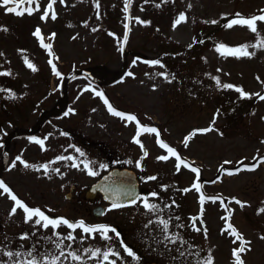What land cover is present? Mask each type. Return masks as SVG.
<instances>
[{"label": "rangeland", "instance_id": "1", "mask_svg": "<svg viewBox=\"0 0 264 264\" xmlns=\"http://www.w3.org/2000/svg\"><path fill=\"white\" fill-rule=\"evenodd\" d=\"M47 3L48 0H39L41 10L31 16L8 14L0 7V29H7L0 30V73H10L0 75V168L6 139L11 136L0 181L14 194L28 197L51 214L67 211L74 217L73 212L79 211L86 223L94 220L91 225L121 220L129 228L139 229L145 242H154L149 248V259L158 260L156 244L163 233L158 224L153 223L149 228L144 225L149 220L171 217L169 232L179 233L186 243L167 247L161 243L163 264H202L208 256L213 264H234L232 251L239 241L233 243L235 237L222 234L226 222L221 217L229 215L221 206L222 199L231 209L228 223L250 242L246 244L248 250L241 254L245 264H264V240L260 238L264 236V212H259L264 209V164L254 171L227 175V171L257 165L260 157H264V143H261L264 101L256 95H264V49L251 47L257 39L264 40V23H257L255 34L246 27H224L236 13L243 17L260 14L264 0H132L124 53L121 51L126 22L124 0H64L63 3L56 0L53 5L56 19L42 21L40 16ZM181 13L186 20L173 27ZM136 18L147 23H137ZM214 20L217 23H211ZM36 28L41 29L39 39L32 35ZM209 34L214 38L205 37ZM41 40L52 45L51 55L41 47ZM199 40L202 43L189 52L171 51L175 46H189ZM219 44L248 45V51L255 55L222 56L216 51ZM25 58L37 71L26 66ZM49 59L59 76L53 73ZM150 61L160 63H146ZM86 71L103 85L91 82ZM71 72L75 74L68 76ZM214 78L219 79L220 85ZM223 84L234 87L225 89ZM62 87L65 94L62 113L39 121L43 112L62 109L59 104ZM237 87L249 96L242 98L235 91ZM96 92L103 93L116 110L136 116L142 126L155 127L164 143L200 170L198 182L202 193L205 197L220 198L215 203L205 200L202 217L195 220L201 231H194L192 226L193 218L201 216L200 193L194 189L183 191L191 189L196 174L183 167L177 171L175 157L158 160L157 157L168 153L157 145L155 134H141L142 151L139 144L132 142L136 123L109 114ZM66 112L69 115L65 116ZM214 116L215 124H212ZM35 125L32 133L11 135L17 129L29 131ZM210 125L218 131L197 134L188 146L184 145L186 136ZM32 137L44 140V150L30 142ZM17 156L37 167L47 164L48 174L42 168L26 169L18 161L11 167ZM59 156L74 159L57 160ZM73 162L78 167H71ZM85 163L88 168L84 167ZM114 165L133 169L139 178L141 194L133 207L112 209L101 200L105 212L93 219L86 203L79 208L76 202L65 200L69 182L78 184L79 196ZM89 169L97 174L88 175ZM153 176L156 179H147ZM153 192L156 197L151 196ZM145 197L149 203L159 205L161 211H146ZM233 198L245 207L234 203ZM11 202L6 194L0 195V227L5 230V236L11 234L16 243L25 246L26 239L18 238V234L23 235L26 228L29 230V226L36 224L23 223L19 214L10 216ZM178 224L183 227H177ZM109 242L96 233L91 239L85 237L82 245L86 250L88 243L96 244L93 248L100 244L107 250Z\"/></svg>", "mask_w": 264, "mask_h": 264}, {"label": "snow or ice", "instance_id": "2", "mask_svg": "<svg viewBox=\"0 0 264 264\" xmlns=\"http://www.w3.org/2000/svg\"><path fill=\"white\" fill-rule=\"evenodd\" d=\"M64 0H60V3H63ZM56 3V0H48V3L46 5V7L43 8V14L40 16V19L42 21L47 20L48 18H51L52 20L56 19V13L53 10V5ZM24 4H27L28 7L24 8L22 7ZM35 4V7H32V5ZM9 5H15V6H9ZM131 5V0H124V12H128V9ZM159 6V5H157ZM0 7H4L6 13L8 14H15L16 16H23L25 13L29 16L33 15L34 12H39L41 10V5L39 4V0H0ZM96 8H99V4H96ZM125 19H127V17H125ZM137 23H141V24H145L147 22L145 21H141L139 20V18H136ZM186 20V17L183 13H181L179 15V18L174 22L173 27H175L176 25L180 24L181 22H184ZM261 22L264 23V9L260 10V14L258 15H253L251 17H243L240 13H236L235 17L231 20L228 21V23H226L224 25L225 28L231 29L234 26H241V27H246L247 30H249L251 33H258V27H257V23ZM211 23L215 24L217 23V21H211ZM124 28H125V35H124V40L125 42L127 41V35H128V29H129V25L127 23L124 24ZM3 31H7L6 28L0 29ZM95 31V29H93ZM33 36L37 37L38 39L41 37V29L40 28H36V30L32 33ZM53 36H55V34H52ZM202 43V41H201ZM41 47L49 50V55H51V48L52 45L50 43H44L43 40H41ZM248 45H241L238 47H227L224 44H219L216 46V51L218 53H220L222 56H234V57H251L253 55H255L254 52H249L248 51ZM251 47L253 48H262L264 49V40H260L257 39V42L255 44H252ZM123 50V48L121 47V51ZM0 55H2V53H0ZM48 63L50 65H52V71L55 75L59 76L60 73L57 72L55 65L53 64V61L51 59H49ZM149 64H159V61H150V62H146ZM25 64L26 66L31 69L33 72L37 71V68L35 67L34 64H32L31 62L28 61L27 58H25ZM161 67H163V65H161ZM0 75H10V73L5 72V73H0ZM129 75H131V73H129ZM161 75H163L161 73ZM167 78V77H165ZM216 79L217 85H220V81L217 78ZM223 88L225 89H231L234 86L231 84H223L221 85ZM87 90V89H86ZM235 91H237L238 93H240V96L242 98H247L249 96L248 93L244 92L241 88H235ZM96 96L100 97L103 101L104 104L107 107V111L109 112V114H111L114 117H118L121 120L127 121V122H135L136 123V134L133 137L132 142L135 144H139L141 146V149L143 151V145L140 142V136L143 133H149V134H155L156 136V143L157 145H159L160 148L165 149L166 152L168 153V155H161L159 157H157L158 160L161 161H167L170 157H175L176 159V170L179 171L181 169V167L183 168H188L190 169L191 172L196 174L197 179L193 182L191 189H184L183 191L188 192L192 189H194L197 193H200L199 196V203L201 205V216H198L196 218H193V230L194 231H201V228L196 227L195 225V220H199L202 217L204 208L203 205L205 203L206 199H210L213 203H215L217 201V199H220L219 197H205V195L202 193V185L198 182L199 181V173L200 170L196 167H192L191 165H189L186 161H184L177 153V151L170 147L168 144L164 143L161 139H160V134L159 131L155 128V127H147V126H142L139 121L137 120V117L131 114H125L123 112H120L118 110H116L109 102L107 99L104 98L103 93L101 92H96L95 93ZM258 96V98L262 101H264V95H261L259 93L256 94ZM72 110L70 109L69 112H71ZM69 112L65 113V116L69 115ZM215 119L216 117H213V121L212 124H215ZM264 119V118H262ZM211 131H218L216 129H214L211 125L207 128L204 129H196L194 130L191 134H189L188 136H186L184 138V145L188 146V142L189 140L192 139V137H194L197 134H206L208 132ZM61 135H65V133H61ZM220 135H223L222 133H220ZM30 142L37 144L40 146L41 150H44V140L43 139H37L35 137L30 138ZM261 143H264V141H261ZM77 152H79V154L81 156L84 155L83 152H81L79 149H76ZM144 155L147 156V152L144 151ZM57 160H69L72 161L74 158L72 156H59L56 158ZM253 159H256V157H253ZM19 162L21 165L24 166V168H33L36 171H40L41 168L43 169L45 175L48 174L49 171V166L47 164L45 165H41L39 167L35 166V165H30L27 162H25L21 156H17L15 158V160L12 162L11 167H15L16 166V162ZM226 164L231 163L230 161H225ZM238 163H242V162H238ZM259 164H264V157H260L258 164L257 165H253L251 167L245 165L243 169L241 168H237L235 169V171H227V175H235L238 172L242 171V170H247V171H254L255 168L259 165ZM136 166L139 168L140 167V162L137 161ZM71 167L75 168L78 167V165L73 162L71 164ZM85 168H88V164L85 163L84 165ZM100 167H106V165H100ZM223 170V169H221ZM54 171L59 172V169H55ZM88 175L90 176H95L97 173L91 169L88 170ZM147 179L149 180H154L156 179V177H148ZM6 194L7 198L10 199L13 202V207L11 208L9 215L13 216L17 213L18 210H22L24 213V219L25 222H29V221H33L34 218V223L36 225H41L43 228L47 229L49 227H51L52 229H56L58 226L60 225H66L69 229L71 230H76V229H81L82 232L84 234H88L89 236H91V234L94 233H99L101 239H103L104 241H109L112 239V237H110L108 235V233H114L116 238L118 239L120 237V234L116 231V229L107 226V225H97V226H87L85 225V223L83 221H78L76 223H72L69 222L67 219L64 218H50L47 215H45V213L43 211H41L39 208H30L29 206H27L23 201H21L13 192L12 190L3 182L0 181V195H4ZM152 197H156L157 194L155 192L151 193ZM234 203H236L237 205H240L241 208L245 207V204L243 202H241L240 200H237L235 198H233ZM221 202V206L224 207L225 211L227 213H229V215L227 216H222L221 219L224 220L226 222V226L224 229H222V234L227 233L230 236L235 237V239L233 240V243H236L237 241H239V246L235 249H233L232 251V256L234 257V264H245L244 260L241 257V254L244 253L246 250V244L250 243L247 242L243 239V237L238 233V231L233 227V225L231 223H228V221L230 220V216H231V209H229L223 202V200H220ZM131 203L135 204L136 200L132 199ZM174 204V202H173ZM122 207L121 204L119 203H113L111 205L112 209H116ZM143 207L146 211L148 212H152V213H157L159 211H161L160 206L154 203H149V200L147 197L143 198ZM165 208L171 207V205H164ZM111 210V209H109ZM259 212H264V209H260ZM104 213L102 212L101 215H103ZM172 218L169 217L168 219H163V218H158L157 220L153 221V220H149L147 224L144 225L145 228H149L150 225H152L153 223L158 224L161 226V231L163 233V237L162 239L159 241V243H164L165 246L167 247L168 244H176V243H180L181 245H183L184 243H186V241H184L179 233H170L169 232V221ZM176 220H179V217H175ZM177 227H183V225H176ZM205 231V235L207 234V230L204 229ZM54 236H57L58 242L55 243V247L57 249H61L62 248V243L63 241L59 240V236L58 234L54 231L53 232ZM262 240H264V236L260 237ZM20 239H27V235H22L20 237ZM70 242H74L75 241V237L72 235L71 232L68 233L67 237L65 238ZM67 247H71V243L67 245ZM120 247L123 249L124 253L128 256L131 257L134 261H138L140 258L138 256L135 255V253L133 252L132 249H130L126 244H124L123 241L120 242ZM90 258H95L97 256H102L103 261L107 262V264H116L115 260H109L110 256H114L117 257V259H119V253L115 250H113L111 247H109L107 250L101 252V250L99 248H96L95 250L92 249H87L85 250ZM177 251L179 252L180 256H184V252L180 251V249H177ZM4 256H7L9 258V260L11 261L13 259V257H15V260L13 262V264H57V262L60 260L61 256H64L65 253L63 250L60 251L59 255H56L55 253H49L43 256H38L35 253L34 249H30L28 250L26 253L24 252H12V251H4L2 253ZM71 260L73 261H80L81 260V256L76 253V252H68L67 254ZM202 264H213L212 261V257L208 256L206 260H204L202 262Z\"/></svg>", "mask_w": 264, "mask_h": 264}, {"label": "flooded vegetation", "instance_id": "3", "mask_svg": "<svg viewBox=\"0 0 264 264\" xmlns=\"http://www.w3.org/2000/svg\"><path fill=\"white\" fill-rule=\"evenodd\" d=\"M91 185L92 184H90L89 186ZM66 188H67V192H65L64 194L65 200L68 202H73V201L76 202L77 204H79L80 206L79 208H81V206H84V204L86 203L87 206L90 207L91 218L98 219L99 217L102 216L101 213L105 212L104 206L100 205L99 202L102 200V196L100 193L97 192L93 196L86 198L85 193L88 188L85 191H83L81 195L79 194V196H78L79 190L77 189L78 188L77 183L69 182ZM15 195L30 208H39L41 211L45 213V215H47L50 218L53 219L64 218L72 223L83 221L87 226L107 225L116 229V231L120 234V237L117 239L114 233H108V235H110L112 239L110 240L109 244H107V249L111 247L113 250L117 251L120 254L119 259H117V257L114 256H110L111 258H109V260H115L116 264H163L162 262L163 259L161 258V255L163 254V251H161V247H163L162 245L163 243L156 244V246L158 247V253H157L158 260H155L153 258L151 259L147 258L150 257L149 248L151 246L152 247L154 246V242H150V243L145 242L143 234L142 232H140L139 229L136 228L137 230L136 229L133 230L132 228H129V226H127L126 223L121 220H115V221L112 220L109 223L98 222V223H94L95 225H91V223L94 222V220L91 221V223L89 221L86 223V221L80 218L81 216L79 211L73 212V214H75L74 217L69 216L68 215L69 213L67 211H63L61 214H54V213L51 214L50 212L45 210L44 207L42 208L40 206H37L36 204H33L31 200L27 199L28 197L18 194ZM135 204L126 207H119L116 209H127L133 207ZM106 205L111 207L112 204L106 203ZM12 207H13V202H11V208ZM99 207H103L102 211L99 210L97 211V213H95L94 209ZM16 214H19L20 220H22L23 223H26L24 219V213L22 210H18ZM34 220L29 222L34 223ZM34 226L35 227L29 226L31 227L30 229L32 230L30 229L28 230L27 228L25 229L23 235L28 234L26 243L24 244L25 246L18 244V242L16 243V240L13 237V235L10 234L9 237L5 236V230L2 229V227H0V264H13L15 260V257H13V259L10 261L7 256H4L2 254L4 251L14 250L13 252L20 251L26 253L30 249H34L35 253L38 256H43L49 253H55L56 255H59L60 251L63 250L65 255L60 257V260L57 262V264H107V262L103 261L102 256H99L97 258L96 257L90 258L88 253L85 252V249H83L84 246L82 245V242L85 241V237L91 239L92 237L95 236L96 233L91 234V236H89L88 234H84L82 230L79 228L73 231L69 229L66 225H60L56 229H52L51 227L45 229L41 225L39 226V228H37L36 225ZM27 230L29 231V233ZM54 231L58 234L59 240L63 241L61 249H57L55 247V243L58 242V239L57 236L53 235ZM69 232H71L72 235L76 238L74 242H70L67 239H65ZM21 236H22L21 234H18V238H20ZM121 241H123L124 244H126L130 249H132L135 255L140 258L138 261H134L131 257H128L124 253L123 249L120 247ZM70 243H71V247L69 248L67 247V245ZM16 244L18 245L16 246ZM87 245L88 247H86V250L87 249L95 250L96 248H99L101 252L106 250V248H104L105 247L104 245L98 244L97 246H95V248L93 247L96 244L88 243ZM73 251L81 256L80 261H73L67 255L68 252H73Z\"/></svg>", "mask_w": 264, "mask_h": 264}, {"label": "water", "instance_id": "4", "mask_svg": "<svg viewBox=\"0 0 264 264\" xmlns=\"http://www.w3.org/2000/svg\"><path fill=\"white\" fill-rule=\"evenodd\" d=\"M127 14L126 23L129 25V9ZM129 31V29H128ZM125 35V34H124ZM122 52L125 47V40L123 37L122 40ZM124 69V66H123ZM63 105L65 104L64 93H62V100L60 101ZM57 113H44L41 118H47L52 116H57ZM20 132V131H17ZM16 132V133H17ZM6 151H5V159H6ZM4 159V164L6 160ZM2 168L0 169V172ZM96 192H100L103 199L109 203H119L122 206L130 205L132 199H137L139 194V186L138 179L134 171L127 168H112L107 173H105L95 184H93L85 194V197L89 198L96 194ZM102 211V208L94 209V212Z\"/></svg>", "mask_w": 264, "mask_h": 264}, {"label": "trees", "instance_id": "5", "mask_svg": "<svg viewBox=\"0 0 264 264\" xmlns=\"http://www.w3.org/2000/svg\"><path fill=\"white\" fill-rule=\"evenodd\" d=\"M206 38H210V39H212V38H214L211 34H209L208 36H205ZM198 43H201V40H199V41H194L191 45H189V46H175V47H173L172 49H171V51H173V52H177L178 51V53L179 52H189V50H192V49H194V46L196 47V45L198 44ZM91 71V70H90ZM91 72H95V71H91ZM89 78V77H88ZM90 79V78H89ZM91 82H93L94 83V81L93 80H91Z\"/></svg>", "mask_w": 264, "mask_h": 264}, {"label": "bare ground", "instance_id": "6", "mask_svg": "<svg viewBox=\"0 0 264 264\" xmlns=\"http://www.w3.org/2000/svg\"><path fill=\"white\" fill-rule=\"evenodd\" d=\"M58 111V110H57Z\"/></svg>", "mask_w": 264, "mask_h": 264}]
</instances>
